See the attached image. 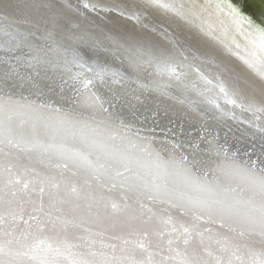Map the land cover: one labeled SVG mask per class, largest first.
Returning <instances> with one entry per match:
<instances>
[{"label":"bare ground","instance_id":"obj_1","mask_svg":"<svg viewBox=\"0 0 264 264\" xmlns=\"http://www.w3.org/2000/svg\"><path fill=\"white\" fill-rule=\"evenodd\" d=\"M261 169L264 0H0V257L264 264Z\"/></svg>","mask_w":264,"mask_h":264},{"label":"water","instance_id":"obj_2","mask_svg":"<svg viewBox=\"0 0 264 264\" xmlns=\"http://www.w3.org/2000/svg\"><path fill=\"white\" fill-rule=\"evenodd\" d=\"M59 199H61V197ZM63 202L65 205L68 204L71 206V205L75 204L74 203L75 199L74 198H72V199L70 198L69 200L64 199ZM70 211H72V212L74 211L73 213H71V215L76 217L78 221H79V219H82L83 217H87V218L90 217V216H87V212H86L85 208H84V210H78V208H71ZM105 216H107V215H105ZM90 219H92V218H90ZM112 219H118V218H115V217L111 218L109 216L107 220H112ZM82 221H83V219H82ZM84 224H86V222H84ZM95 224H96L95 222H94V224L91 222L90 226H93ZM46 228L47 229L49 228V229L46 231L47 234L45 233V236L42 237V238H44L43 242L41 243L42 245L38 244L39 245L38 250L31 249L28 244H24V245H21L19 247H16V249H14L15 247H11V248L8 247V249L4 250V253H3L4 255L2 257H0V264H79V263H76L74 260L79 259L81 261H86V260L90 259L91 254H94V253L102 255L101 250L98 248L103 247L105 242L103 243V245L100 244V242H97L95 244L94 242H91V243L88 242L89 239L80 238V241L82 244H80V242H77V243L75 242L73 244H70V242L67 238L73 237V235L76 233V229L75 230L71 229L67 232L66 230H62L60 228L55 229V228H52L49 226ZM46 228L43 227L42 230H45ZM42 230L39 229L38 232L34 233V236L31 235L30 238L28 237V239L32 240V239L38 238V235ZM42 232H44V231H42ZM25 243H27V242H25ZM53 243H55V244L59 243L60 245L65 243L70 248L68 250H64V252L62 253V257L60 255L51 256L50 250L52 249ZM86 244H88V245H86ZM0 245L1 246H3V245L8 246V243H4V241H2V239H0ZM87 248L90 250L89 252H85V251H87ZM120 253H121V255L122 254L130 255V256H132V258H137L138 260L139 259H146V256H147V253H144V250H141V251L140 250L121 251ZM85 254H88V255L86 257H84ZM64 256H67V258H70V259H67ZM67 260H69V261H67ZM179 264H185V263H179Z\"/></svg>","mask_w":264,"mask_h":264},{"label":"snow or ice","instance_id":"obj_3","mask_svg":"<svg viewBox=\"0 0 264 264\" xmlns=\"http://www.w3.org/2000/svg\"><path fill=\"white\" fill-rule=\"evenodd\" d=\"M5 43H7V42H5ZM6 50H9V49H6ZM161 55H163V53H161ZM184 159H187V157H184ZM259 183L261 184L262 187H264V169H261V175L259 177Z\"/></svg>","mask_w":264,"mask_h":264}]
</instances>
